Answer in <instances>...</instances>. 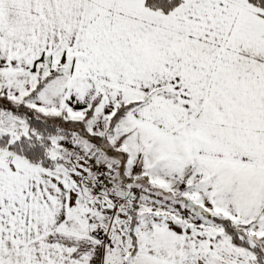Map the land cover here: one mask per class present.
<instances>
[{
	"label": "snow or ice",
	"instance_id": "obj_1",
	"mask_svg": "<svg viewBox=\"0 0 264 264\" xmlns=\"http://www.w3.org/2000/svg\"><path fill=\"white\" fill-rule=\"evenodd\" d=\"M0 264H264V0H0Z\"/></svg>",
	"mask_w": 264,
	"mask_h": 264
}]
</instances>
